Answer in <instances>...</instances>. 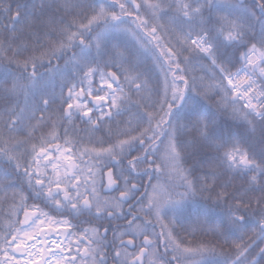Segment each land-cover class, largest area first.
Listing matches in <instances>:
<instances>
[{
  "label": "snow or ice",
  "instance_id": "1",
  "mask_svg": "<svg viewBox=\"0 0 264 264\" xmlns=\"http://www.w3.org/2000/svg\"><path fill=\"white\" fill-rule=\"evenodd\" d=\"M0 264H264V0H0Z\"/></svg>",
  "mask_w": 264,
  "mask_h": 264
},
{
  "label": "trees",
  "instance_id": "2",
  "mask_svg": "<svg viewBox=\"0 0 264 264\" xmlns=\"http://www.w3.org/2000/svg\"><path fill=\"white\" fill-rule=\"evenodd\" d=\"M10 2L12 4L13 9H15L17 3L26 5L28 7V9H31V6L33 4H39L40 0H10ZM196 74L197 75L201 74L199 69H196ZM81 127H82V125H81ZM29 202L31 203V201H29ZM81 227H83V225Z\"/></svg>",
  "mask_w": 264,
  "mask_h": 264
},
{
  "label": "flooded vegetation",
  "instance_id": "3",
  "mask_svg": "<svg viewBox=\"0 0 264 264\" xmlns=\"http://www.w3.org/2000/svg\"><path fill=\"white\" fill-rule=\"evenodd\" d=\"M141 190H143V189H141ZM116 194H118V193H116ZM125 207H127V205H125ZM93 223H96V222H93ZM105 223H107V222H105ZM113 223H117V222H113ZM86 226H88V225H86ZM110 236H111V234H109Z\"/></svg>",
  "mask_w": 264,
  "mask_h": 264
}]
</instances>
